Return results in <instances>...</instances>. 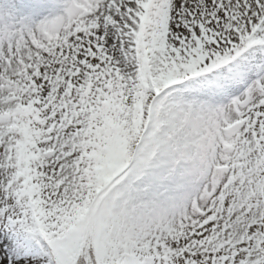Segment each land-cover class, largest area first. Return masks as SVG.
<instances>
[{
  "label": "snow or ice",
  "instance_id": "obj_1",
  "mask_svg": "<svg viewBox=\"0 0 264 264\" xmlns=\"http://www.w3.org/2000/svg\"><path fill=\"white\" fill-rule=\"evenodd\" d=\"M0 264H264V0H0Z\"/></svg>",
  "mask_w": 264,
  "mask_h": 264
}]
</instances>
